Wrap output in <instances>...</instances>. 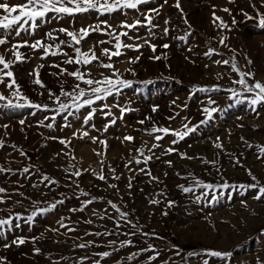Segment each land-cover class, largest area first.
Segmentation results:
<instances>
[{
  "label": "rangeland",
  "instance_id": "rangeland-1",
  "mask_svg": "<svg viewBox=\"0 0 264 264\" xmlns=\"http://www.w3.org/2000/svg\"><path fill=\"white\" fill-rule=\"evenodd\" d=\"M0 2L22 4L25 0H0ZM162 2L163 0H156L154 4L141 6V11L156 7ZM253 2H256V0H235L234 3H230L229 0H181L184 14L192 26L189 43L185 44L182 41L173 39L175 36L183 35L187 25L183 24L179 11L174 7L175 0H168V4L164 6L161 14L154 20V23L159 25L153 30L155 32L154 38L148 36L147 28H139L141 37H148L153 44L158 46L156 53L154 54L148 46H144L140 52L122 49L126 53L125 55L119 58L113 57V62L123 72L124 78L133 80L153 79L155 83L146 87L134 84L132 89L125 90V95L119 98L120 103L124 104L131 97V107L135 111L126 113L124 118L117 120V123L111 126L107 132H98L89 128V136L81 139L72 135L74 131L81 129V120L79 119L69 118L72 127L61 129L60 125L63 121L60 117H57L56 128L50 130L36 126V122L45 115L43 112H38L35 117L29 115L30 109L4 110L0 113V123L11 125L9 135L3 137L6 140V147L0 149V163H4L6 159L14 160L15 162L11 165L14 169L22 168L28 164L35 165V168L32 169L31 181L40 179V174L36 172V169H39L40 172L60 180L61 183L60 186H53V190L49 192L43 186L40 189H33L30 187L28 180H24L18 175L11 176L10 181L20 179L25 185L21 188V191L34 199H43V197H39L41 190L47 192L48 199L61 198L59 196L61 192L69 197L65 200L64 205L58 206L54 212L38 217L31 230L21 222V228H13L11 232L6 231L4 236L0 237V245H2L6 240L14 239L16 236L32 237L45 233L44 239L36 245L42 248V254L40 255H33V245L31 243H26L20 247L13 246L11 249H4L0 246V255L7 257L8 264H52V261L60 260L61 256L71 257V259L60 260V264H76L78 258L84 255L91 256L92 259H99V257L92 254L112 251L111 247L108 246V241L117 239H132L134 244L120 249L118 252H113L110 257L101 261V264H120V262H123V264H148V257L153 255V252L142 253L133 261H128L127 256L140 248H146L149 244L160 251L159 259L152 261L151 264H163L165 260L168 261V264H185L183 257L187 256L188 252L201 253L202 250L206 249L231 251L233 256L229 260H220L197 255L189 257L187 264H203V259H209L210 264H212V261H215V264H257V258L264 264V236L261 235V230H264V200H253L252 195L254 193L252 192H247L243 196L238 192H232L229 199L228 192L232 191L229 189L217 202L209 204L207 200H201V202L196 203L195 195H199L202 190L198 189L193 195L192 193L185 194L177 187L179 184L189 186L191 182V177H188L189 173L203 179L205 182H222L221 176H223L230 183H251L252 181L247 175L249 169L261 182H264V157L257 159L256 148H248L240 139L243 136L246 141L254 146L257 144L264 145V108L259 109L260 114L257 116L249 110L247 104H233V101L228 99L230 93L213 94V97L218 101V106L226 110L217 113L216 118L208 125L201 126L198 133L175 145L181 152L198 157L197 159L183 160L176 153L170 156L161 155L164 148L172 146L170 141L173 137L167 136L160 142L161 147L153 150L161 159L154 160L148 165V167H151L153 174L159 176L161 183H149L148 177L140 173L134 175L124 168L125 163L132 156L138 155L136 149L143 147L145 142L148 146L144 149L145 154H151L148 152V148L155 141L152 137L146 135L142 129L150 128L152 121L157 122L158 125L177 129L185 122L184 117L191 118L193 124L203 118L198 112V108L202 107L199 101L205 98V94L197 93L189 100V89L192 85L211 87L220 84L225 88H238V85L230 83L231 79L238 78L235 73H231L230 67L217 65L213 62L215 60L230 59L232 56V52L228 48L218 44L221 36H227L229 47L236 50V59L240 68L244 71L255 72V78L264 81V30L258 28L255 21L239 23L231 31L227 29L221 31L213 24L214 7L215 15L224 22L231 24L233 16L238 21L244 19L241 10L254 15L251 6ZM261 3H264V0L257 3V8L261 13H264V7H260ZM223 8L230 9L231 15L222 11ZM138 16L139 14L132 10H128L127 16L118 11L112 15L101 17H98L95 11H89L85 14H78L75 20L71 17H65L59 22L52 20L50 23L41 24L35 37L22 34V38L31 41L42 37L45 32L52 28L79 29L90 24H96L99 20H107L118 33L122 30L117 27L121 21L126 20L128 23H132L133 19ZM139 18L143 19V17ZM165 20H169L170 23L165 25ZM217 24H219V21H217ZM166 26L171 30L169 35L163 33ZM136 34L135 30L129 33L132 36ZM60 38L67 39L62 34H60ZM101 40L111 41V43L98 45L95 49L97 55H100L102 48H112L115 43L111 37L93 32L82 41L80 45L82 51H88L92 45ZM122 40L124 43H134L126 37H122ZM135 42L144 43L143 40ZM49 43L52 42L49 41ZM164 43L170 44L171 47L169 49L159 47ZM189 47L192 48V51L187 50ZM208 48L216 49L221 55L206 57L204 53ZM63 50L70 54L73 51L70 48H64ZM21 51L33 55L35 59L15 65L13 71L16 73L18 82L22 85L24 92L31 98L40 100L42 98L37 97L36 92L33 90L36 86L30 83L29 72L37 64L44 63L45 67L41 69V78L49 87L56 90L58 88L56 78L51 73L58 71V69L49 65L59 63L64 57H49L46 61H41L39 59L41 52L32 53L30 49H21ZM164 53L167 54V59L159 61L150 59L153 55ZM136 56H140L139 62L130 65L127 62L129 57ZM246 58L252 60L251 66L247 65ZM101 59L105 63L108 62L104 57H101ZM65 67L72 70L76 66L66 65ZM128 68H134L137 75L135 77L130 76L125 71ZM102 72L106 75L110 74L95 65L91 67L93 78H100ZM221 73L224 74L223 79L218 80V74ZM164 77H172L173 79L166 80ZM65 79H68L69 83L72 82L71 78L65 77ZM136 88H141L142 91L136 92ZM173 100L176 101L177 105L187 102L188 106L183 110L179 107H170ZM112 102L110 98L109 103ZM153 105H159V110L156 113L151 111ZM229 105L232 106L229 107ZM112 111L116 116L120 115L117 109L113 108ZM175 112L179 113L176 119L168 121L166 117L173 115ZM84 114L86 112H82L81 116ZM48 115H51V113H48ZM145 116H151L152 121L140 125L138 121L144 119ZM22 118H26L31 123L30 127L24 126V131L20 130L21 126L18 124L19 119ZM93 123H95L97 129H102L107 120L103 114L98 112ZM241 124L243 127H238ZM3 131V129H0V133ZM126 135L135 137L134 142H122L123 137ZM47 136L66 138L71 141V144L68 148H65L57 141L45 140L44 137ZM217 136L220 137V142L223 144V151L212 146V141ZM92 137L106 139L107 149L99 143H93ZM12 144H16L26 151L31 160L19 156L18 152L12 149ZM61 151L69 153V155L57 157L55 154ZM97 152L102 153V155L97 156ZM130 153L131 155H129ZM72 156L75 157L74 160L70 158ZM200 158L217 161L216 167L220 169V172L218 173L216 167H213L212 164L203 163ZM101 159L104 160L103 165L100 163ZM164 160H171L173 166L169 167L163 163ZM237 161H239V164H237ZM70 164L75 165V168H70ZM109 165L116 169L115 174L121 176L120 180L112 179V173L108 171ZM102 167L104 168V174L108 177L107 183L100 181L93 175V171L99 173ZM130 167L137 169L145 167V165L137 166L133 163ZM65 168H68L69 173L75 171L76 168L87 169L88 171L79 178L78 183L92 196L104 197L105 200H98L83 213H71L69 209L79 207L80 200L86 198L79 197V189L72 182L76 181L75 177L72 178V181L66 179L67 174L63 171ZM165 172L168 173L167 176L164 175ZM176 173H180V176H177ZM129 176L134 177L133 186L130 190L127 188ZM181 177H188V179H182ZM4 179V176H0V181ZM70 183L71 187L65 186ZM108 183L117 184L118 188H109ZM0 186L8 188L9 191L14 187L10 182L0 183ZM161 192L164 195H160ZM216 194L219 195V191ZM210 198L211 193H209ZM12 199H21V197L14 195ZM107 200H112L122 211L129 212L130 218L141 226L142 232H154L156 236L146 237L141 233H137L135 237L123 234L118 237L115 235L85 236V232L103 233L105 230H116L113 220H100L98 218L99 215H104L103 210L107 209L108 215L119 219L118 213L106 203ZM151 200L161 202L152 204L150 203ZM168 200L175 201V205L168 208ZM242 200H246L247 204H242ZM25 208H30L27 199L24 200L23 207L17 206L15 211L24 213ZM94 211L96 215H93ZM164 211L168 212L167 216L162 215ZM60 216L68 217L69 219L64 222L77 230L67 235L46 232L48 227H58L56 221ZM86 219H91L93 223H84L83 221ZM121 223L123 224V221ZM65 231L66 229H60V233ZM116 231L123 233L133 232L136 229L124 226ZM78 237L82 239H77ZM156 237H162L163 239ZM88 240H93L104 246L91 247L86 250L74 248V243ZM54 241H60V243ZM173 246L180 250V255H176ZM48 255L51 256V260L47 258ZM85 264H91V261H86Z\"/></svg>",
  "mask_w": 264,
  "mask_h": 264
},
{
  "label": "snow or ice",
  "instance_id": "snow-or-ice-1",
  "mask_svg": "<svg viewBox=\"0 0 264 264\" xmlns=\"http://www.w3.org/2000/svg\"><path fill=\"white\" fill-rule=\"evenodd\" d=\"M230 3H234L235 0H229ZM260 0H256L251 4L254 15L249 14L248 12H243V20L238 21L234 16L231 19V24L224 22L220 17L215 15V7L213 10V24L217 26L221 31L227 29L231 31L239 23L246 21H255L258 28L264 30V13L259 11L257 8V3ZM156 3V0H25L22 4H10L8 2H0V113L4 110H24L30 109V116L35 117L38 112H43L45 115L43 118L39 119L36 122L38 128H47L54 130L57 126V117H60L63 123L60 125L61 129L70 128L72 124L69 118L81 120V129L74 131L73 136L78 138H85L89 136V128L96 130L98 132H107L108 129L117 123V120H122L126 113L135 111L131 107L132 99L131 97L124 103H120V97L125 95L126 89H132L134 84H139L143 86H149L155 83L153 79L145 80H133L124 78L123 72H121L113 62V57L119 58L126 53L122 49H129L136 52H140L141 48L148 46L151 51L155 54L157 51V45L153 44L148 37H141L139 35V28L144 27L148 30V36L155 37V28L159 27L157 23H154L156 17L161 14V10L168 0H163L162 3L158 4L156 7L147 8L144 11H141V6H146L149 4ZM174 7L179 11L183 24L187 25L183 35L175 36L173 39L182 41L185 44L189 43V38L192 35V26L189 23L186 15L184 14L183 8L181 6V0H175ZM260 7H264V3L260 4ZM128 10H132L139 14L138 17L134 18L132 23H128L126 20L121 21L117 27L122 29L120 32H116L115 28L108 23L107 20H99L96 24H90L87 27H81L79 29L73 28L70 30L65 27L52 28L45 32L42 37L32 39H23L22 34L28 37H35L37 30L40 29L41 24L50 23L52 20L59 22L65 17H71L75 20V17L78 14H85L89 11H95L98 14V17L105 15H112L116 12H121L123 15H128ZM222 11L229 13L231 15V10L228 8H223ZM139 17H143L140 19ZM219 21V24H217ZM165 25L170 23L169 20L164 21ZM133 30L136 31V35H129ZM170 28L165 27L163 29L164 35L170 34ZM99 32L102 35H107L115 41L112 45V48H102L100 55L96 54V47L98 45H103L105 43H111V41H97L96 44L92 45L88 51H82L81 44L91 33ZM60 34L67 37V39H61ZM122 37H126L128 40L134 41V43L128 44L124 43ZM143 40L144 43H136L135 41ZM228 37L221 36L218 44L228 48L232 52L230 59L224 60H215L213 61L217 65L229 66L231 73H235L236 77L231 79L230 83L232 85H238L237 87H223L220 84H215L211 87L208 86H199L192 85L189 89V97L191 100L197 93H204L205 98L201 99L199 103L202 107L198 108V112L203 117L197 123L193 124L191 118L184 117V123L180 128L173 129L170 126L158 125L157 122L152 121L151 116H145L144 119L138 121L140 125H144L148 121H152V126L150 128H144L142 131L152 137L155 141L148 148L150 155L145 154L144 149L147 146V142L144 143V146L137 148L136 152L138 155L132 156L127 163H125L124 168L129 172L143 174L148 177L149 183H161L159 176L154 175L151 167H148L150 163L154 160H160L161 157L157 156L154 149L161 147V141L167 136L173 137L170 141L172 146L164 148L161 155L170 156L173 153L179 155L180 159L183 160H192L197 159L198 157L190 156L186 152H181L175 145L180 144L182 141H185L186 138L190 137L193 134L198 133L201 126H206L216 118V114L225 111L218 106V101L213 97V94H218L221 92L230 93L228 99L233 101V104H247L249 110L255 113L257 116L260 114L259 109L264 108V81L257 80L255 78L256 74L253 71H244L240 68L239 63L236 59L237 52L235 49H231L227 43ZM51 41L52 43H49ZM163 49H169L170 44L164 43L159 45ZM64 48L72 49L70 54L67 51H64ZM21 49H30L32 53L41 52L39 59L41 61H46L49 57H64L59 63H52L49 66L58 69V71L51 73L52 76L56 78V83L58 88L53 90L49 87L42 78H41V69L45 67L44 63L37 64L32 71L29 72L30 83L36 86L33 90L36 92L37 97L42 99L36 100L31 98L27 93L24 92L22 85L18 82L17 75L13 71V68L17 64H23L30 62L35 59L31 54H28ZM114 49V50H113ZM188 51H192V48L189 47ZM142 55V53H141ZM206 57H212L213 55H221L217 52L216 49L208 48L204 53ZM101 57L107 59L105 63ZM140 56L129 57L128 63L130 65H135L139 62ZM150 59L159 61L161 59H167V54L162 55H153ZM188 59V57H186ZM247 59V65L251 66L252 60ZM194 63V61H193ZM76 66L72 70H69L65 66ZM95 65L99 68H102L108 71L110 74L101 73L100 78H93L91 73V67ZM170 67V65H168ZM207 67V65H206ZM130 76L135 77L137 73L134 68H128L125 70ZM224 74H218V80L223 79ZM67 78H71V83H69ZM164 79H173L172 77H164ZM136 92L142 91L141 88H136ZM113 101L109 103V99ZM188 104L185 102L182 105H177L176 101L171 102L170 107H179L181 110L187 108ZM232 105H229L231 107ZM115 108L119 111L120 115L116 116L112 109ZM159 110V105H153L151 108L152 113H156ZM82 112L86 114L81 116ZM103 114L104 118L107 120V123L103 125L102 129H97L95 123H93L97 113ZM51 113V115H48ZM179 115L178 112H175L173 115L166 117L168 121H174ZM242 119V118H240ZM47 121V123H46ZM18 124L21 126V131H24V126H31V123L26 119H19ZM238 127H243V125H238ZM11 125L9 123H0V129L4 131L0 133V149L6 147V140L3 138L9 135V130ZM43 135V133H41ZM45 140H54L63 145L65 148H68L71 144V141L66 138L47 136L44 137ZM248 148L255 147L257 150V159L264 157V145H252L245 140L243 136L240 137ZM135 137L131 135H126L123 137L122 142H134ZM93 143H99L105 149H107L108 144L106 139H101L99 137H92ZM46 146V145H42ZM212 146L216 149L223 151V144L220 142V137H216L212 141ZM14 151H17L19 156L24 157L26 160H31V157L28 156V153L22 148H19L16 144L11 145ZM191 147V145H189ZM57 157L60 155H69L63 151L57 152L55 154ZM97 156H101L102 153L97 152ZM131 155V153L129 154ZM75 159L74 156L70 157ZM203 160V158H200ZM14 160H5L4 163H0V176H4L5 179L0 181V183H11L14 185L11 191L4 186H0V237H3L5 232H11L13 228H21V222L24 225H27L28 229L31 230L37 218L40 216L47 215L49 213L57 210L58 206H62L65 203V200L68 199L63 192L59 193L61 198L57 199L55 197L48 199L47 192L40 191L39 197L33 198L30 195H26L21 188L25 187L20 179L15 181H10L11 176H19L24 180L30 182V187L33 189L47 188L48 191L53 190V186H60V180L40 172L39 169H36V172L40 174V179L38 181H31L32 169L35 168V165H25L22 168H13L11 165L14 163ZM101 165L104 164V160L101 159ZM139 166L144 164L145 167H140L133 169L130 167L131 164ZM163 163L167 164L169 167L173 166L171 160H164ZM205 164H212L213 167H216L217 161H208L203 160ZM239 164V161H237ZM70 168H75V165L70 164ZM67 174L66 179L72 181V178L75 177L76 181L75 187L79 189V197H85L86 199L80 200L79 207L70 208L71 213H83L90 205L99 201H104V197L92 196L90 192L84 190L78 183L79 178L88 171L87 169L76 168L75 171L69 173L68 168L63 169ZM108 171L112 173V179L120 180L121 176L116 175V169L108 166ZM216 171L219 173L220 169L216 167ZM93 175L96 176L100 181L107 183L108 177L104 174V168L102 167L99 173L93 171ZM165 176L168 175L167 172L164 173ZM177 176H180V173H176ZM247 175L251 179V183H230L221 176L222 182H205L203 179L195 176L192 173L188 174V177H191V182L189 186L184 184H179L177 187L185 194L192 193L195 195L196 191L202 190L199 195H195V202L199 203L201 200H207L209 204L217 202L221 197L225 195V192L229 189L232 191L228 192V198L232 196V192H238L240 195H244L247 192L254 193L252 199L255 201L264 200V182H261L256 175L252 173L249 169L247 170ZM188 177H181L182 179H188ZM133 176L128 177L127 188L130 190L133 186ZM66 187H71V183L65 185ZM109 188L117 189V184L108 183ZM143 191V189H141ZM219 191V195H217ZM209 193H211V198L209 199ZM75 195V193H73ZM19 196L21 199L13 200V196ZM160 195H164L163 192ZM78 197V199H79ZM27 199L30 203V208H25L24 213L15 211L17 206L23 207L24 200ZM11 201V203H9ZM161 201L151 200L150 203L158 204ZM106 203L118 213L119 219L108 215L107 209H104V215H99L100 220L111 219L115 225V229H121L124 226H130L136 231L133 232H123L120 233L116 230H105V232H85V236H119L121 234L125 236L135 237L137 233H141L144 236H156L154 232H142L141 226L135 223L130 218V213L127 211H122L121 208L114 203L112 200H107ZM242 204H247L246 200L241 201ZM175 205V201L168 200L167 207L171 208ZM27 213V214H25ZM93 215H96L95 211ZM162 215L167 216L168 212H162ZM69 219L65 216H60L56 221L58 227H48L46 232H52L55 234L67 235L70 232H75L77 229L70 227L64 221ZM123 221V224L121 223ZM86 224H92L91 219H86L83 221ZM75 223V221H74ZM66 229L64 233H60V229ZM261 235L264 236V230H261ZM45 233H41L38 236L26 237V236H16L14 239L6 240L2 243L4 249H11L13 246L20 247L26 243H31L33 245L32 253L34 256L42 254V248L36 246L39 241L43 240ZM158 239H163L162 237H156ZM77 239H82L78 237ZM55 243H60V241H54ZM134 241L132 239L126 240H109L108 246L111 247L112 251H103L93 253V256L99 257V259H92L91 256L84 255L78 258L76 264H85L86 261H91V264H101V261L110 257L113 252H118L120 249L133 246ZM104 245L97 244L93 240L83 241L80 243H74V248L81 250H86L91 247H103ZM176 251V255H180V250L173 246ZM153 252L154 254L148 257V264H151L152 261H157L160 257V251L155 249V247L149 244L146 248H140L136 252H132L127 256L128 261H133L139 257L142 253ZM204 255L209 258H218L220 260H229L233 253L231 251H219L206 249L202 250L201 253L188 252L187 256L183 257L185 264L189 257ZM51 260V256H47ZM71 257L61 256L60 260H68ZM60 260L52 261V264H60ZM0 264H8L6 256L0 255ZM123 264V262H120ZM163 264H168V261L165 260ZM203 264H210L209 259H203ZM212 264H215V261H212ZM257 264H262V262L257 258Z\"/></svg>",
  "mask_w": 264,
  "mask_h": 264
}]
</instances>
